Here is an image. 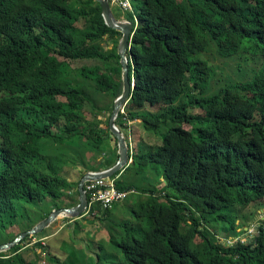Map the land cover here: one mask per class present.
Returning a JSON list of instances; mask_svg holds the SVG:
<instances>
[{"label":"trees","instance_id":"trees-1","mask_svg":"<svg viewBox=\"0 0 264 264\" xmlns=\"http://www.w3.org/2000/svg\"><path fill=\"white\" fill-rule=\"evenodd\" d=\"M134 1L129 77L136 86L117 124L123 131L125 117L141 119L151 143L130 147L133 161L113 177L119 189L142 192L124 176L161 165L163 186L143 190L135 219L111 225L113 248L99 242L94 264H264V220L253 242L216 238L219 229L240 238L264 210V0ZM105 37L112 50L102 45ZM120 37L96 0H0V215L36 205L37 223L63 206L86 171L118 160L117 137L108 150L104 138L112 131L97 117L111 114L123 91ZM210 51L238 65V78L213 94ZM108 96L113 103L99 105ZM90 151L96 160L88 164ZM100 154L107 158L98 163ZM113 208L97 207L94 219ZM47 231L0 252V264H39L40 248L53 264H72L73 254L83 264L78 249L64 260L44 246Z\"/></svg>","mask_w":264,"mask_h":264},{"label":"rangeland","instance_id":"rangeland-1","mask_svg":"<svg viewBox=\"0 0 264 264\" xmlns=\"http://www.w3.org/2000/svg\"><path fill=\"white\" fill-rule=\"evenodd\" d=\"M130 2L133 7V12L131 11V13H133L134 16L138 18V14H139L138 6L136 5V2L134 0H130ZM123 15L124 13L122 12V18L119 20H127L124 18ZM102 45H104V48H106L107 50H112L114 48V43L108 37L104 38ZM205 56L215 66V70H216L215 71L216 75L213 77L210 83L211 94L215 93L218 89H220L224 83H227L229 81V78H233L234 80L238 78L237 76L238 65L236 59L221 58L215 51H210L207 54H205ZM242 56L250 57V55H246V54ZM242 65L246 66L245 64ZM67 73L71 77H73V74L71 72H67ZM75 78L76 80H78L77 79L78 77H76V75ZM112 103H113V98L108 96L99 105L106 107L107 105H110ZM127 111H129V109ZM127 111L125 110V112L128 115ZM110 115L111 114H109V112L105 110L103 113L102 112L100 113V116L97 117L99 121H101L102 124L104 125V128H107L108 126L107 124L109 123ZM126 125H124L126 126V128L123 129V132L129 139L131 153H132L133 151H137L138 149H140L145 142H149L148 139L150 138H148L147 132L143 129L144 127L141 124V119H136V120L130 119L129 124ZM186 127L190 128L189 125H187ZM115 139L116 136L114 135L113 132L105 136L104 145L108 150L114 147ZM93 153H94L93 151L88 152L90 156V158L87 161L88 164H91V161L95 159L94 156L90 155ZM114 158L115 156L113 157V159ZM100 159H102V157H100ZM67 168L72 173V169L70 167ZM158 170L160 171L162 170L161 165H149L141 172H138L137 168L131 169L124 176V178L125 180H135V183L139 187H141L142 192L138 191L135 193L132 192L128 194L125 198H123L122 200H120L115 204V207L113 208L114 210L112 209L113 212L111 211V213L106 218L94 219V215L92 213L85 214L84 216L80 217L76 222H74L75 220L68 221V219H70V217L68 216L59 217L47 228L48 231L46 234L48 235L41 240L43 242L42 244L44 246H47V248H49V250L52 253L59 255L64 260L67 258V256H69L68 254L71 250L76 252V249H78L80 251L78 253V258L85 259L83 261V264H94V259H93V256L95 255L94 249L99 251L98 248L99 242L104 243L108 250H111L113 248V246L109 242V238L111 236L110 234L111 225L113 226L114 224H116L118 221L121 220H127L131 218L135 219V217L133 216L134 214L133 208L136 207V204L139 200L146 198L145 196L146 193L143 192L144 189L155 186L157 187L158 190L162 188L163 177L160 176ZM78 190H79L78 187H75L71 191H66L64 193L66 202L63 203V206H67V203H69L71 199H73L75 202L79 201V193L77 192ZM28 205L29 207L27 206L26 208H24L22 211L19 212L20 216L12 217L11 213L0 215V243L8 242L19 232L21 233L27 230L28 228L33 227L36 224V221L40 218L38 217L39 215L37 216L38 214L37 206L31 204ZM51 207H52V203L50 202L45 203L43 207L40 206L43 212H47V210L51 209ZM262 218L264 219V210H260L258 212L256 218H254V220L250 222L251 225L249 224L250 226L247 228H252L253 225H258L259 222L262 220ZM223 224H224L223 222L220 223V225ZM225 224L229 225V223H225ZM210 230L211 232H215L214 227L210 228ZM244 230H246V228H244ZM239 231H241V229H239ZM216 234H217L216 238L224 245L234 246L236 244L237 239H232V240L229 239L230 237H228L224 232H222L221 229H219ZM68 235H71V237L74 238V242H71L69 240ZM36 241L37 239L35 238L34 241L30 243L31 244L30 246H32L33 243H35ZM195 243H199V239L195 240ZM19 245L25 246L26 244L24 242H21L19 243ZM38 253H39V257H37V261L39 262V264H53L46 258V256H44V252L42 251L41 248L38 249ZM28 255L32 256L33 253L29 252ZM67 260L68 263L71 262L72 264H79L78 262L79 259L77 260L74 254L68 257Z\"/></svg>","mask_w":264,"mask_h":264},{"label":"water","instance_id":"water-1","mask_svg":"<svg viewBox=\"0 0 264 264\" xmlns=\"http://www.w3.org/2000/svg\"><path fill=\"white\" fill-rule=\"evenodd\" d=\"M102 8V16L106 25L122 34V38L118 45V54L121 58L119 62L122 65V82H123V91L120 96H118L114 102V107L109 120L110 130L117 137L118 142V160L109 168L87 171L84 176L80 179L79 182V203L73 206H63L60 208H54L52 212L44 219L37 222L30 229L19 233L13 240L8 241L6 243H0V252H6L11 249L15 245H19L22 240L27 235H34L45 228H48L55 220L59 217H62V214H66V216L70 217L72 220H77L80 217L86 214V209L88 205V197L85 189V183L88 180H92L95 178L102 177H110L113 176L116 172L121 171L122 173L127 166L133 161L130 156V142L128 137L124 134L121 128L117 124V118L119 113L123 108L128 105L132 98V91L135 89L136 82L133 78L130 80L129 77V63L131 56V45L132 40L135 34V30L138 27V21L135 23L134 21L129 20H118L114 13L109 0H96ZM259 224L255 225V234L258 235ZM255 240V238H254ZM252 242V241H251Z\"/></svg>","mask_w":264,"mask_h":264},{"label":"built area","instance_id":"built-area-1","mask_svg":"<svg viewBox=\"0 0 264 264\" xmlns=\"http://www.w3.org/2000/svg\"><path fill=\"white\" fill-rule=\"evenodd\" d=\"M112 8H116L123 13L133 12V7L130 0H109ZM133 14V13H132ZM138 18L135 17L134 23H136ZM121 113L126 115L125 108L121 110ZM126 123L129 124L130 120L125 117ZM116 177H102L88 180L85 183V189L88 197V205L86 214L92 213L93 215H99L100 209L106 210L111 209L115 204L125 198L128 194L134 192V189L131 190H122L119 189L116 185ZM264 220V219H263ZM260 226V224H259ZM246 233L240 238H237V242L241 243H250L254 241L255 238V225L252 228H247ZM232 240V239H231Z\"/></svg>","mask_w":264,"mask_h":264},{"label":"crops","instance_id":"crops-1","mask_svg":"<svg viewBox=\"0 0 264 264\" xmlns=\"http://www.w3.org/2000/svg\"><path fill=\"white\" fill-rule=\"evenodd\" d=\"M103 125V124H102ZM100 157H102V159H100ZM113 157V156H112ZM106 158H107V155H106ZM106 158H104L103 157V154H100L99 156H98V163L101 161V162H104L105 161V159ZM104 169V168H103ZM256 218V217H255ZM262 220H263V218H262ZM247 229V228H246ZM229 239H234V237H230Z\"/></svg>","mask_w":264,"mask_h":264},{"label":"bare ground","instance_id":"bare-ground-1","mask_svg":"<svg viewBox=\"0 0 264 264\" xmlns=\"http://www.w3.org/2000/svg\"><path fill=\"white\" fill-rule=\"evenodd\" d=\"M113 13H114V12H113ZM124 122H125V121H124ZM128 126H129V125H128ZM128 129H129V128H128ZM111 177H112V176H111ZM118 202H119V201H118ZM63 216H66V214H62V217H63ZM77 220H78V219H77Z\"/></svg>","mask_w":264,"mask_h":264},{"label":"clouds","instance_id":"clouds-1","mask_svg":"<svg viewBox=\"0 0 264 264\" xmlns=\"http://www.w3.org/2000/svg\"><path fill=\"white\" fill-rule=\"evenodd\" d=\"M121 113V112H120ZM256 235V234H255Z\"/></svg>","mask_w":264,"mask_h":264}]
</instances>
